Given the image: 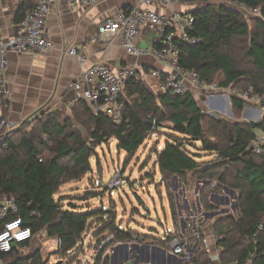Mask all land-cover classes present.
Here are the masks:
<instances>
[{"label": "trees", "instance_id": "trees-1", "mask_svg": "<svg viewBox=\"0 0 264 264\" xmlns=\"http://www.w3.org/2000/svg\"><path fill=\"white\" fill-rule=\"evenodd\" d=\"M192 3L198 0H179ZM224 0H222L223 2ZM243 2L250 8H259L264 16V0H225ZM219 2L193 9L194 33L201 43L180 44L178 66L196 72L205 83L241 89L252 87L264 95V20L253 17L251 27L243 14ZM35 0H22L14 11L13 22L20 23L32 9ZM124 103L119 123L102 112H93L84 101H79L70 112L95 143L114 138L116 147L128 156L135 154L150 134L162 122H169V130L162 151L155 152V164L161 182L172 176L204 181L198 194L203 210H214L209 195L216 190L209 184L232 188L238 193V218L228 215L217 218L211 227L221 237L217 246L219 264H244L254 254L253 264H264V154H253L249 148L255 128L261 123L230 122L203 111L190 92L183 94H154L143 80L128 79L123 89ZM7 101L0 96L1 116L7 114ZM232 111L242 114L245 103L232 98ZM264 107V103L261 105ZM54 110L35 120L30 129L18 125L0 140V191L11 195L18 211L10 217H21L34 235L43 229L49 237L60 240L57 254L79 253L84 236L94 230L96 235L112 236L90 264H102L103 252L114 242L135 239L132 230H123L116 224L114 213L107 222L106 211L77 213L63 209L61 198L55 195L61 185L82 179L91 171L92 146L83 138L81 130L73 127L71 119ZM200 143L203 152L215 157L208 162L189 148ZM97 193H90L96 195ZM173 224L177 213L173 196L169 194ZM35 214H32V212ZM98 217L102 225L89 223ZM261 229H258L260 224ZM2 224L0 223V229ZM153 236V235H152ZM153 244L165 246L166 239L153 236ZM30 241L19 243L9 253L0 252L3 264H46L39 251L22 254L21 248ZM107 261V256H104ZM181 264H213L202 243L192 259Z\"/></svg>", "mask_w": 264, "mask_h": 264}, {"label": "built area", "instance_id": "built-area-1", "mask_svg": "<svg viewBox=\"0 0 264 264\" xmlns=\"http://www.w3.org/2000/svg\"><path fill=\"white\" fill-rule=\"evenodd\" d=\"M55 1L35 0L32 9L19 23V31L13 36L0 37V96H3L4 100H7L10 95L5 79L7 54L11 51L19 54L24 52L47 53L55 48L54 42L46 34L47 17ZM66 1L72 7H84L101 0ZM136 1V5L116 11L114 15L99 24L96 29L97 36L93 40L108 37V43H111L121 34L122 46L127 53L136 56L148 54L162 65L167 66L169 71L166 72L157 69L148 70L150 80L149 82L145 81V84L156 95L183 94L188 91L193 96H200L201 101L206 103L210 109L208 113H212V110L222 114L232 112V98H238L248 107L245 111V122L250 123L251 117H257L258 124L264 120V107L261 106L264 103V95L255 93L252 87L241 89L222 86L217 82L205 83L200 80L196 72L178 66L180 44L194 45L202 42V39L194 33V16L191 11L172 10L173 6L182 4V2L179 0ZM228 3L244 16L250 15L264 20L259 8H250L243 2L228 1ZM203 8L204 6H201L197 9ZM161 9L169 10V12H161ZM143 28H147L153 34L152 44L147 46L135 43V39L140 36ZM67 53L78 57L82 62L87 60L85 52L77 50L75 47H70ZM145 73L146 70L142 65L124 66L113 70L103 62L90 64L70 84L72 97L68 107L71 109L79 101H84L93 112H102L119 123L124 108L121 96L127 80L132 78L144 81ZM253 123L255 122L253 121ZM17 126L18 124L15 125L5 116H0V140L4 139L7 133ZM249 148L253 154H264V128L254 129ZM204 183L201 181L199 184ZM94 184L99 187L100 181L95 179ZM209 184L215 187L216 181H211ZM109 188H113V185L110 184ZM222 196L219 195V197ZM182 206L185 209L177 212V223L174 225V230L162 237V239H166V236L170 237L165 246H168L170 253L176 256L181 264L190 261L202 243L211 262L219 264L220 248L217 243L221 237L213 231L211 224L208 230L203 231L204 221L202 218L206 211L200 205L199 194H195L191 203L187 202ZM230 206L238 210L237 199H233ZM17 211L16 202L11 195H0L1 253H9L19 243L31 241L33 238L31 229L24 225L21 217H10ZM32 214L35 212L33 211ZM262 226L261 223L258 229H261ZM111 238V235L106 237L102 241V245H106ZM55 241L57 245L60 244L58 238ZM253 260L254 254H251L244 264H253ZM0 264H3L1 260Z\"/></svg>", "mask_w": 264, "mask_h": 264}, {"label": "rangeland", "instance_id": "rangeland-1", "mask_svg": "<svg viewBox=\"0 0 264 264\" xmlns=\"http://www.w3.org/2000/svg\"><path fill=\"white\" fill-rule=\"evenodd\" d=\"M219 2H222V0H198L192 3L189 2L187 5L197 9L207 4L216 5ZM222 3L229 8H233L228 1L224 0ZM175 7L184 9L183 5H175ZM253 17L250 15L244 16L249 21L250 27V21ZM194 98L198 101V105L203 111L207 113L210 111L206 103L201 101L199 95H195ZM57 109L62 110L56 107L40 108L18 125L25 124V127L30 129L35 125L36 119ZM70 110V108L68 111L62 110L61 114L71 119L74 128L81 130L80 124L73 117V112H70ZM211 112L208 114L214 117H221L230 122L246 123L244 120L246 117H243L242 114H235L233 111L229 113L230 115L212 110ZM250 122L253 123L252 120ZM169 125L170 123L167 121L162 122L161 127L153 134H150L137 152L131 156H128L123 150L117 149L114 138L106 139L102 143H95L89 139L87 132L82 129L83 138L92 146L93 154L89 159L91 171L80 180L69 181L60 186L55 197L61 198L63 209L77 213L103 210L106 211L105 222L114 213L116 224L123 230L132 229L135 237L133 242L137 244H153V236L162 238L167 233H172L174 224L170 211L169 194L173 196L177 213L179 210L185 209L182 206L183 204L193 201L202 184H199L201 181L190 178V174H187L185 179L172 176L166 182H161V175L155 164V152L162 151L166 139H168L167 135L174 134L169 130ZM189 149L200 155L197 160L201 162H208L215 157L213 154L203 152L199 142H195L194 148ZM95 179L100 181L99 187L95 186ZM110 184L113 185V188H109ZM215 187L217 189L209 195V201L216 208L206 211L205 216L202 218L203 220L200 219L204 221L203 231L208 230L210 224L219 217L230 215L234 219L238 218V210H235V207L231 208L230 203L233 199L238 201L239 192L232 188L220 186L217 182ZM90 193L97 194L92 196ZM219 195L223 196L219 197ZM97 218L92 217L89 223L93 222L94 224L102 225V222L97 221ZM36 235L33 241L20 249L23 255L37 250L41 255V261L46 264L91 263L87 262L90 261L89 254L84 257V249L82 247L79 253L61 256L57 254L56 237H49L45 229ZM90 241V238H87L85 245L91 244ZM123 243H126V246L129 247V242ZM137 264L148 263L138 261ZM159 264H168V260L163 258Z\"/></svg>", "mask_w": 264, "mask_h": 264}, {"label": "crops", "instance_id": "crops-1", "mask_svg": "<svg viewBox=\"0 0 264 264\" xmlns=\"http://www.w3.org/2000/svg\"><path fill=\"white\" fill-rule=\"evenodd\" d=\"M21 1L0 0V37L13 36L19 31V24L13 22V16ZM136 3V0H101L84 7H72L66 0H56L46 22V34L54 42L55 48L47 53L19 54L11 51L7 54L5 79L10 95L6 100L5 117L17 125L43 107H56L68 111V103L72 97L70 84L81 75L85 67L93 63L103 62L113 70L124 66L142 65L146 70L144 82L150 80L148 74L150 69L169 71L167 66L162 65L151 55L136 56L127 53L122 46L121 34L111 43H108V37L93 40L97 36L96 29L99 24L114 15L116 11L134 6ZM177 5H183L184 9L173 6L172 10L181 12L193 10L187 3ZM160 11L169 12L162 9ZM152 38V32L143 28L135 43L147 46L152 44ZM70 47L83 50L87 60L82 62L78 57L69 55L67 50ZM0 195H2L1 191ZM36 236L34 235L31 241ZM104 237L105 234L96 235L94 230H90L84 236L83 254L84 257L89 254L90 260L87 262L92 263L102 251ZM87 238H90L92 245H85ZM129 243V247L120 241L109 244L103 252L102 263L126 264L127 261L132 260L133 264H137L138 261L159 264L161 259L165 258L168 264H180L178 258L170 253L168 246L137 244L133 241ZM104 256H107V261Z\"/></svg>", "mask_w": 264, "mask_h": 264}, {"label": "water", "instance_id": "water-1", "mask_svg": "<svg viewBox=\"0 0 264 264\" xmlns=\"http://www.w3.org/2000/svg\"><path fill=\"white\" fill-rule=\"evenodd\" d=\"M248 109V107L247 106H245L244 107V110H243V113H242V116L243 117H246V110ZM230 115V114H229ZM251 120H253L255 123H257L258 122V118L257 117H251L250 118ZM102 264H105V262H103ZM126 264H133V261L132 260H129V261H127L126 262Z\"/></svg>", "mask_w": 264, "mask_h": 264}]
</instances>
